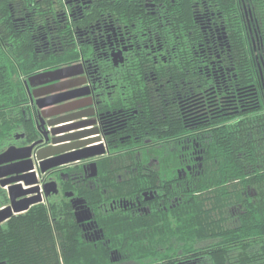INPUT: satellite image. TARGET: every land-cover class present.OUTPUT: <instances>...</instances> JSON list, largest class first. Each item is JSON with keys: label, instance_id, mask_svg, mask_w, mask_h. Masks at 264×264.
<instances>
[{"label": "trees", "instance_id": "1", "mask_svg": "<svg viewBox=\"0 0 264 264\" xmlns=\"http://www.w3.org/2000/svg\"><path fill=\"white\" fill-rule=\"evenodd\" d=\"M119 5L115 19L121 25H135L138 32L151 28L152 35L147 32L141 39L158 35L163 48L158 52L129 50V60L118 67L104 62L103 105L110 110L126 109L127 131L133 136L179 135V143H111L109 154L98 159L102 183L99 188L83 189V193L92 202L95 217L103 227L104 243L88 240L82 245L76 236L79 228L74 227L77 222L73 209L66 206L65 198L58 205H53L52 200L38 202L0 223V262L118 264L109 253L110 248L117 247L122 254L119 264H150L165 258L158 264H175L169 251L191 252L212 239L210 232L220 226L210 220L213 210L223 217L227 204L242 202L243 221L226 233L231 239L246 234L248 243L257 245L232 255L231 263L264 264V42L259 46V36L264 41V0H167L162 17L135 15L136 7L127 0ZM245 9L250 11L246 14ZM65 51L40 48L38 56L30 52L22 67L32 72L55 68L71 63L80 54L76 48ZM0 66L6 71L0 75V96L13 90L8 96L12 98L15 83L10 74L15 64L0 60ZM153 77L159 82L169 79L172 84L169 82L164 89L159 86L161 91L155 92L158 85L150 87L148 82ZM175 82H179V112ZM150 88L155 90L149 92ZM8 127L0 110V136ZM196 142L201 143L195 145ZM186 153L193 155L186 158ZM149 154L161 155L159 168L166 160L169 168L178 166L189 171L190 164L196 171L194 175L189 171V182H180L183 197L170 214L179 221L168 224L159 238L146 237L147 219H133L130 212H104L94 204L99 197L108 201L110 196L106 194L110 190L128 191L126 186L130 184L121 180L116 183L114 172L145 168ZM107 170L112 171L106 173ZM7 201V191L0 185V205ZM163 214L169 216L164 211ZM160 242L168 245V254L159 249ZM192 256L185 254L183 258ZM215 260L221 261V255H216Z\"/></svg>", "mask_w": 264, "mask_h": 264}, {"label": "flooded vegetation", "instance_id": "2", "mask_svg": "<svg viewBox=\"0 0 264 264\" xmlns=\"http://www.w3.org/2000/svg\"><path fill=\"white\" fill-rule=\"evenodd\" d=\"M121 1L124 0H0V60H10L11 63L15 64V69L10 74L11 80L15 83V95L12 98L11 96L8 97L12 95L13 90H11L9 95L6 93L0 96V110L7 126H9L1 132L2 148L0 152L10 145L17 147L33 145L29 150V157L32 158L34 164L31 170H35L39 179V183L34 184L42 185L47 181H53L47 185L48 191L42 185L40 188L42 200L39 202L48 203L52 200L53 205H58L59 203L62 204L65 198V201L67 200L66 206L73 209L77 222L74 227L79 228V233L76 236L80 237L82 245H86L88 240L94 243L98 241L104 243L105 236L103 227L95 217L91 200L89 203L83 193V189L86 191L87 187L99 188L102 183L103 178L98 175V164L97 169H93L91 163L94 161L97 163L99 158L109 154L111 143L117 145L118 143L136 142L139 145L140 142L138 141L140 140H144V144L179 143V135L170 138L151 135L140 137L138 134L133 136V133L127 131L129 125L126 120L127 117H125L126 109L123 107L116 109L115 107L110 110L103 105L105 97L103 95L104 83L101 65L104 62H111L118 67L127 59L129 50L136 52L138 48L140 51L148 49L158 52L163 48V43L158 35L150 36L147 40L141 39L140 36H144L145 33L151 34L153 32L151 28L147 31L138 32L139 27L121 25L115 19ZM127 1L136 7L133 11L135 15L148 14L162 17L166 11L167 0ZM249 11L245 9L246 14ZM251 12L249 18L251 17L253 20L254 17ZM255 28L257 29L256 25ZM259 39V46L261 47V42L264 41L261 36ZM40 48H48L57 53L67 52L65 49H79L80 54L73 58L71 63L77 64L74 69L80 72L75 76H78L77 79L82 81L81 86L83 87H80V90L85 91L78 96L52 105L50 109L46 107L47 110L45 111L48 115L43 114V109L39 106V95L34 92L35 90L39 91V87L42 85L40 83L41 78L34 77L30 80V76L40 70L32 72L29 69L25 71L22 67L30 52L38 56ZM119 50L122 60L118 56H114V53ZM154 55L156 57V54ZM217 56L220 54L218 53ZM2 69L0 75H5V69L0 66V70ZM215 74L217 75L216 72ZM148 82L150 87L158 85L155 92H160L159 86L164 89L171 81L166 79L159 82L153 77ZM178 83L175 82V90L177 91L175 96L178 102L176 112H179ZM112 84L115 86L116 83ZM72 88L69 87L66 90ZM155 89L150 88L149 92H153ZM135 111L138 110L135 109ZM59 116H76L75 119L68 120L66 123L76 119L90 120L91 124L80 127V129L91 128L95 131L88 135L95 137V139L87 145L104 144L107 150L103 154L55 165L41 173L37 159V152L41 146L51 144L49 149L55 158L60 157L61 153L83 147L75 146L60 150L71 145L76 139L65 140L61 144V142H53L54 134L45 132V129L52 127L48 122ZM119 116L120 118H118ZM114 119L117 120L114 121ZM200 143L196 142L195 145ZM20 152L27 153L28 149ZM75 152L83 153L86 151H74L72 153ZM190 154L193 155V153H186V158H190ZM160 156V154H149L143 169L115 171L116 183L119 180L128 182L130 184L126 186L129 188L128 191L123 193L115 191L116 189L110 190L109 194H106L110 196L108 201H102L99 197L98 202H93L97 208L103 209L104 212L109 210L130 212L133 219H147L149 221L147 238L162 237L160 232L168 224L175 225L179 221L178 217L170 214L174 207H177L178 204L180 206L183 197V193L179 192L181 189L180 182L184 179L186 182L190 181L189 171L191 175L196 173L195 170L191 169L190 164L187 165L189 171L183 168L179 169L178 166L177 168H169L166 160L162 162L163 167L159 168ZM176 157L179 159V153L176 154ZM195 157L197 158V156ZM11 167H3L2 170H8ZM111 171L107 170L106 173ZM139 182L142 183L139 184ZM101 189L102 192H108L106 188ZM6 191L8 194V189ZM9 202L8 196L5 205ZM224 210L223 217L220 214L217 215L216 210L212 211L213 215L210 220L215 224L219 222L220 226L217 225L210 232L214 236L209 239L210 241L206 243L205 247L187 253L179 250V253L176 254L171 250L169 251V253L171 252L170 260L174 261L175 264H209L210 261L217 262L215 260L216 255H221V261L217 262L218 264H232V255L240 253L243 249H253L252 247L256 246L257 243H248L246 234L241 237L235 235L231 239L226 233L243 221L241 214L245 210L244 204L242 202L237 205L227 204ZM163 211L169 216H165ZM141 214L147 215L142 218L139 216ZM174 237L176 236L172 238ZM170 244L175 246L172 242ZM166 245L163 242L158 244L159 249L165 250V253H167ZM109 253L112 259L119 264L122 254L118 248H110ZM185 254H192L193 256L192 258H183ZM163 260H155L154 263L150 264H158Z\"/></svg>", "mask_w": 264, "mask_h": 264}, {"label": "water", "instance_id": "3", "mask_svg": "<svg viewBox=\"0 0 264 264\" xmlns=\"http://www.w3.org/2000/svg\"><path fill=\"white\" fill-rule=\"evenodd\" d=\"M114 56H118L120 60H122L120 50L115 52ZM75 66H77V64L71 63L55 68H47L30 76V80L34 77L41 78L40 83L42 85L39 87V91L35 90L34 92L36 95H39V106L43 109L44 115H48L45 110L52 108V105L85 92L80 90V87H83L81 86L82 81L77 79L78 76H75L80 71L74 69ZM69 87L73 88L71 90H66ZM46 107L48 108L46 109ZM74 117L76 116H59L58 118L49 121L48 123L52 125V127L51 129H45V132H51L54 134L53 142H61V144H63V141L65 140L76 139L71 145L63 147L60 150L75 146H83L74 151L86 152H65L61 153L60 157L55 158L52 156L53 152L49 149L51 144L41 146L37 152V159L39 160L41 173L46 172L49 168L55 165L106 152L107 148L104 144L87 145L95 139V137L88 135L93 134L95 131L91 128L80 129V127L91 124L90 120L76 119L72 122L66 123L68 120L75 119ZM32 146L33 145L31 144L21 147L10 145L0 152V185H7L8 196L10 199L8 204L0 207V223L6 221L14 214L27 210L32 204L41 201L42 193L40 188H42L43 185V188L48 191L47 185L53 182L47 181L42 185L34 184L39 183V179L35 170H31L34 167L33 160L29 157V150ZM24 149H28V152L21 153L20 151ZM91 165L93 169H97L96 161L92 162ZM9 166L12 167L8 170H2L3 167ZM0 264L3 263L0 262Z\"/></svg>", "mask_w": 264, "mask_h": 264}, {"label": "rangeland", "instance_id": "4", "mask_svg": "<svg viewBox=\"0 0 264 264\" xmlns=\"http://www.w3.org/2000/svg\"><path fill=\"white\" fill-rule=\"evenodd\" d=\"M4 188H6V190H7V185L4 186ZM34 204H35V203H34ZM4 205H5V203L1 204L0 207H1V206H4ZM32 205H33V204H32ZM32 205H31V206H32Z\"/></svg>", "mask_w": 264, "mask_h": 264}]
</instances>
